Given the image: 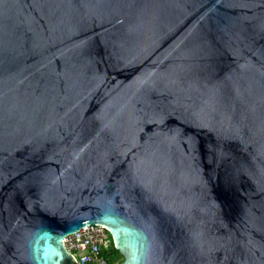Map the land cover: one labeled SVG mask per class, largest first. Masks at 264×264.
<instances>
[{
  "label": "water",
  "instance_id": "water-1",
  "mask_svg": "<svg viewBox=\"0 0 264 264\" xmlns=\"http://www.w3.org/2000/svg\"><path fill=\"white\" fill-rule=\"evenodd\" d=\"M264 264V0H0V264Z\"/></svg>",
  "mask_w": 264,
  "mask_h": 264
},
{
  "label": "built area",
  "instance_id": "built-area-1",
  "mask_svg": "<svg viewBox=\"0 0 264 264\" xmlns=\"http://www.w3.org/2000/svg\"><path fill=\"white\" fill-rule=\"evenodd\" d=\"M113 244L103 225H85L63 239L74 264H106L105 254Z\"/></svg>",
  "mask_w": 264,
  "mask_h": 264
},
{
  "label": "trees",
  "instance_id": "trees-1",
  "mask_svg": "<svg viewBox=\"0 0 264 264\" xmlns=\"http://www.w3.org/2000/svg\"><path fill=\"white\" fill-rule=\"evenodd\" d=\"M104 256H105L106 264H120L123 261V257L115 249L113 244L110 250Z\"/></svg>",
  "mask_w": 264,
  "mask_h": 264
}]
</instances>
